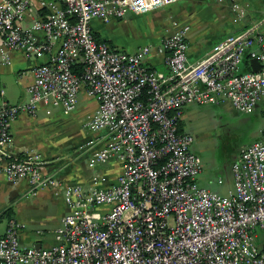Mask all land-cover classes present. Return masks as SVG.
I'll use <instances>...</instances> for the list:
<instances>
[{
	"label": "built area",
	"instance_id": "obj_1",
	"mask_svg": "<svg viewBox=\"0 0 264 264\" xmlns=\"http://www.w3.org/2000/svg\"><path fill=\"white\" fill-rule=\"evenodd\" d=\"M178 1L0 0L2 59L10 63L14 50L49 57L35 68L25 99L0 105V142L11 141V121L22 113L34 115L41 104L70 113L85 89L98 109L84 126L109 135L88 164L116 160L121 168L112 183L96 172L90 184L60 186L68 211L51 246L23 244L25 224L10 218L0 231V264H264V127L241 148L225 194L199 183L203 160L192 150L194 135L180 129L188 104L230 102L254 112L264 100V34L256 25L192 62L189 23L174 21L159 44L134 52L100 39L92 26ZM232 9L247 14L236 0ZM153 51L164 56L166 71L146 64ZM246 57L260 70L242 71ZM43 160L36 153L11 158L4 175L28 178L33 193L57 185Z\"/></svg>",
	"mask_w": 264,
	"mask_h": 264
},
{
	"label": "crops",
	"instance_id": "obj_2",
	"mask_svg": "<svg viewBox=\"0 0 264 264\" xmlns=\"http://www.w3.org/2000/svg\"><path fill=\"white\" fill-rule=\"evenodd\" d=\"M247 9L243 18L232 9V0H179L172 16H168L169 23L155 34L148 35L149 40L135 46H126L121 39L122 34L136 25L143 30L144 22L136 17L142 16L129 14L123 19H112L104 22L101 19H93L92 26L100 39H108L111 45L134 52L145 44L157 45L162 38L173 30V22H186L191 25L189 33L190 47L188 58L190 61H198L230 37L250 30L256 25V31L264 34V0H236ZM136 23V24H134ZM141 25H140V24ZM146 23V22H145ZM134 24V25H133ZM145 32V31H144ZM37 38L43 36L37 32ZM106 41V40H105ZM47 55L41 57H29L22 50L11 52V62H5L0 56V105L4 102L17 103L27 96V88L34 81L35 68L49 59ZM247 57L241 64V70L246 69ZM149 67L166 71L164 56L153 51L146 58ZM250 66L252 63L250 61ZM228 103L219 104H188L183 109L180 121V129L192 134L200 132L208 127L206 121L212 119V114L217 113ZM98 109V101L82 89L79 95L77 108L66 113L62 107L41 104L36 114L22 113L11 121V141L0 142V226L4 224L3 231L7 228L10 218L25 224L20 231V239L25 245L51 246L57 242L56 230L61 226V219L68 211L67 203L61 189L62 184H90L96 172H104L108 175V183L116 181L121 171L120 164L111 160L108 164L91 168L88 164L91 155L97 149L103 147L109 139L106 130L91 131L84 126V120L94 114ZM261 112L264 114V100L255 108L252 114ZM261 138V129L253 140ZM251 142V143H253ZM251 143H246L244 146ZM192 150L203 152V161H209L212 168L220 167L218 160L208 159L206 147L200 144H192ZM241 150V149H240ZM240 150L232 156L231 168H224L223 178L213 183L209 173L203 169L198 176L199 182L211 189L223 194L232 188L234 180L232 165L238 157ZM40 154L43 160L42 170L45 175H51L57 181V185L43 187L35 193L30 191L28 178L18 181H10L4 175V167L11 158ZM210 169L209 172L215 171ZM207 174V175H206ZM12 207V215H3V212ZM260 245L264 248V237L258 233Z\"/></svg>",
	"mask_w": 264,
	"mask_h": 264
},
{
	"label": "rangeland",
	"instance_id": "obj_3",
	"mask_svg": "<svg viewBox=\"0 0 264 264\" xmlns=\"http://www.w3.org/2000/svg\"><path fill=\"white\" fill-rule=\"evenodd\" d=\"M176 3L136 17V19L145 21L146 23L144 22L143 25H147V27H143L144 32L143 30H139L136 25H134L136 23H134V26L121 36L126 46H135L149 40L148 35L151 33L155 34L162 31L169 23L168 16H172L174 13L175 7L177 6ZM227 103L228 105H224L221 109L217 110V113L210 116L212 119L206 121L208 127L204 126L200 132H195L193 134L194 144L205 146L208 159L218 160L221 165L215 169L214 167L212 168L211 162L203 161L205 171L210 174L209 178L213 183L217 182V180L219 182V179L224 177L222 173L224 161L226 168H231L232 163L228 160H230L244 144L253 142L260 132V129L262 130L264 127L263 113H246L236 109L230 102ZM196 151L200 157H203V152H199V150ZM210 169H215V171L209 172ZM3 226L4 224L0 226L1 230ZM258 233L261 238L264 237V230H259Z\"/></svg>",
	"mask_w": 264,
	"mask_h": 264
},
{
	"label": "trees",
	"instance_id": "obj_4",
	"mask_svg": "<svg viewBox=\"0 0 264 264\" xmlns=\"http://www.w3.org/2000/svg\"><path fill=\"white\" fill-rule=\"evenodd\" d=\"M107 42H110L108 39H105ZM250 59L247 58V63H246V69L243 71H250L252 70V67L250 66ZM6 214L8 216L12 215V207H8L4 212L3 215Z\"/></svg>",
	"mask_w": 264,
	"mask_h": 264
},
{
	"label": "water",
	"instance_id": "obj_5",
	"mask_svg": "<svg viewBox=\"0 0 264 264\" xmlns=\"http://www.w3.org/2000/svg\"><path fill=\"white\" fill-rule=\"evenodd\" d=\"M251 63H252V69L254 71H259L260 70L261 65H260V62L257 59H255V58L252 59ZM37 247H40V245H37Z\"/></svg>",
	"mask_w": 264,
	"mask_h": 264
}]
</instances>
